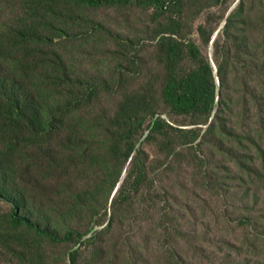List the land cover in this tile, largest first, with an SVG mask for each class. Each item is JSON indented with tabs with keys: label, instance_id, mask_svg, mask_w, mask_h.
<instances>
[{
	"label": "rangeland",
	"instance_id": "1",
	"mask_svg": "<svg viewBox=\"0 0 264 264\" xmlns=\"http://www.w3.org/2000/svg\"><path fill=\"white\" fill-rule=\"evenodd\" d=\"M227 16L264 82V0H0V264H264L261 132L162 99Z\"/></svg>",
	"mask_w": 264,
	"mask_h": 264
},
{
	"label": "trees",
	"instance_id": "2",
	"mask_svg": "<svg viewBox=\"0 0 264 264\" xmlns=\"http://www.w3.org/2000/svg\"><path fill=\"white\" fill-rule=\"evenodd\" d=\"M89 5L117 4L126 3L129 0H77ZM141 4H149L153 0H137ZM157 1L158 0H154ZM231 17L227 16L223 26L222 44L214 38L213 56L216 68V75L219 85L213 78L214 70L209 61L204 59L197 48L189 43L187 49L190 57L196 63V69L189 73L184 79L178 81L172 74L162 90L163 102L176 113H191L199 117H205L207 120L212 115V121L208 126L210 132H223L227 125V115L231 114V96L230 93L236 94L240 104L244 106L245 114L250 123V132H261L259 139L249 138V143L257 146L261 142V153L264 155V82H261V62L248 61V45L241 43L230 44V41L236 40V36L229 32ZM202 28L200 27V32ZM238 66V67H237ZM264 70V67H262ZM231 72L237 74L236 77L230 78ZM231 85H235L237 90H233ZM263 83V84H261ZM219 93V100L216 99V93ZM230 92V93H229ZM19 102V101H18ZM241 106V107H243ZM253 110L257 111L254 122ZM160 123L155 122L151 130L159 131ZM17 213H14L12 223L14 225H26L33 228L39 235L47 236L56 242L68 239L71 233L63 237L41 228L28 220L18 219Z\"/></svg>",
	"mask_w": 264,
	"mask_h": 264
},
{
	"label": "water",
	"instance_id": "3",
	"mask_svg": "<svg viewBox=\"0 0 264 264\" xmlns=\"http://www.w3.org/2000/svg\"><path fill=\"white\" fill-rule=\"evenodd\" d=\"M224 23H225V19L223 20L221 26H222ZM221 26H220V27H221ZM216 32H217V31H216ZM216 32L213 33V35L211 36V38H210V40H209L208 61H209L210 65L212 66L213 70H214V76H215V78H216V84L219 85V82H218V79H217V75H216V68H215V65H214V63H213V61H212V58H211L212 43H213V40H214V38H215ZM216 99H217V101L219 100V93H218V91H217V93H216ZM211 121H212V117L210 118L209 122H211Z\"/></svg>",
	"mask_w": 264,
	"mask_h": 264
}]
</instances>
